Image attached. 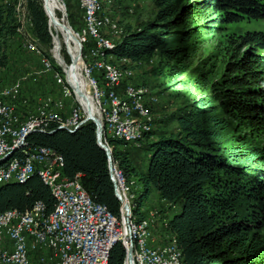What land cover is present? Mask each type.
I'll list each match as a JSON object with an SVG mask.
<instances>
[{"label":"trees","instance_id":"1","mask_svg":"<svg viewBox=\"0 0 264 264\" xmlns=\"http://www.w3.org/2000/svg\"><path fill=\"white\" fill-rule=\"evenodd\" d=\"M67 1L71 6L77 2L81 17L83 10L78 0ZM17 3L18 0H0V72H6L0 73V82L10 81L36 66L30 64L19 74L9 75L8 41L19 38ZM24 3L32 22V34L40 43L43 57H48L46 48L51 47L52 37L42 2L24 0ZM63 3L67 17L65 0ZM154 3L158 9L155 19L121 35L107 54L115 56L122 63L120 67H126L122 59L139 63L155 54L165 57L163 69L171 83H180L188 71L182 57L187 47L175 43L190 41L200 31L211 33L244 19H264V0H154ZM91 42L93 47V39ZM87 43L88 39L82 45L83 56L89 49ZM226 52L228 59L219 81L211 83L205 72H200L196 79L202 88L215 87L216 95L212 98L220 97V105H214L212 98L200 97L175 113V130L152 129L138 144L108 140L113 146L112 161L127 180L130 175L137 178L144 187L143 196L155 189L166 207L171 209L179 204V211L172 217L164 213L165 217L158 216L156 220L167 235L174 237L182 264H264V215H259L262 211L259 202H264V31L249 30L230 36ZM66 60L69 61L67 56ZM106 62L117 65L112 60ZM55 73L62 75L57 66ZM153 103L146 102L151 113ZM233 123L247 129L252 138L261 139L262 143L248 144L247 135L233 134ZM25 142L27 150L45 146L62 155V175L73 178L79 174L80 183L93 202L118 214L120 203L109 177L107 155L97 144L92 121L72 133L35 131ZM117 144L128 149L118 151ZM133 147L149 151L146 172H136L129 152ZM242 177L247 180H241ZM241 198L246 201L243 212ZM36 203H43L46 213H51L55 206L51 190L38 175L33 174L25 183H0V213L24 212ZM133 213L137 215L138 209ZM125 252L126 243H115L108 264H126Z\"/></svg>","mask_w":264,"mask_h":264},{"label":"bare ground","instance_id":"2","mask_svg":"<svg viewBox=\"0 0 264 264\" xmlns=\"http://www.w3.org/2000/svg\"><path fill=\"white\" fill-rule=\"evenodd\" d=\"M78 1L80 3L81 9L85 13V17H83L84 27L82 30H80L81 34L76 35V39L72 35L73 31L71 28L64 26V24H62L56 16V10L60 9V7L63 10V7L65 6L63 1L58 0L57 2V0H46L47 9L51 14V29L56 31V33H53V35L51 34L52 44L50 49L51 51H59V49L62 47L60 45V37L63 36L65 39V45L71 52L72 61L71 63L66 64L64 57H59V61H56V55L49 51V59L45 60L43 63L52 64L51 61L53 60V62H55L58 67L62 68L63 72H65L64 74L66 83L72 87L74 90V96L80 103V105H74L73 103V119L71 120V125H67L66 117H58V119H56V126L35 127V130H29L21 140H18L17 146L8 148V144H15L16 139H19V133H24V131L30 129V121H35V119H38V110L30 109L29 111H26V120L17 121V124L9 125V132L6 133L7 144H1V172H8V165L18 164L19 158L22 156L24 159V168H27V170L30 171L25 175H19V177H9V181L7 182L25 183L33 174H36L48 185L55 199V206L51 213H46V207L45 205L43 206L44 222H46V225H41V241H38V248L49 249L52 252L53 259L47 260L46 256L43 255L44 262H41V255H39L36 259V262L32 261L29 256L30 250H27L25 264H55V262L58 261V258H60V247L63 245V236L57 233V231H62V225H67L69 222V215L68 210L65 207V201H72V195H74V187H66L64 195L62 183H71L72 180H77V187L79 189H84L80 183L79 174L73 178H68L63 176L62 172L52 173L51 163L49 161H42L41 164V161H36L35 150H27V144L25 142L26 137L31 132L38 131L43 133H52L55 130L62 129L72 133L75 132L85 122H87L83 121V117L80 114V112H83L84 110L83 93L74 88V85L76 84L73 76L75 75V77H79L82 88H85V93L88 94L89 98H92L90 97V92L86 86V83H84L82 78H80L81 73L80 59L78 57V41L84 42V36L90 35L91 38L93 37L94 46L90 48L88 51L89 53H87L86 56H91V61L94 62V64L91 65V69L93 68L94 70L95 68L96 70V68H98V70H101L100 74L102 75V85L105 87L101 88L99 86L100 84H98L100 82H98V78H96L97 76L94 78L91 77V74L88 71L89 79H91L93 87H98V90L95 91V99L99 110H101V117H105V121H100L101 136H106L107 142L106 138H102V142L105 143L112 151L113 146L108 143L109 139L138 144L139 141L143 139V136L151 130L150 112L143 102V97L149 93L148 87L143 84L133 85L132 83H128V85H126L127 89L125 86L123 89V94L122 91L120 94L116 89L119 87L124 77H130L132 75L131 70H128L126 67L120 68V66L106 63L108 60V58L106 60L108 55L107 51L113 48L114 43L102 36V34H100V36L99 31L102 27L106 25L108 26V24L111 23L110 17L108 15L98 16V12L101 10L100 0H89V3H82V0ZM23 10H25V3L23 0H19L18 5L16 6V16L19 17L18 13ZM52 12L54 13L55 17L52 15ZM26 46L33 47V43H28ZM91 61L89 64H91ZM121 61L125 64L129 62L126 59H122ZM65 64L68 66L70 64V66L68 67ZM73 72L75 74H73ZM104 75H106L109 79H106ZM65 92L66 95H71L68 94L70 91ZM103 96H106V98L104 99ZM11 102L7 101V104H13ZM1 103L2 94L0 93V104ZM54 103L55 101H51L47 104ZM91 106L92 109L96 111L92 99ZM114 123H118L115 128ZM140 126L144 127L143 131L141 132ZM5 127L6 120H3V116L0 115V130H5ZM95 131H97V128H95ZM124 131H131V135H126ZM108 172L110 180L113 184L115 192L114 194L115 196L116 193L119 194V198L117 196L116 197L120 202V208L118 212L120 217V227H128V230L133 232H131L129 239L116 238L115 240L111 241L110 249H108V257H104V264H108L109 252L112 246L118 242H124L127 244L126 264H152V262H157L158 255L159 264H182L180 250L177 247L174 237H171V235H169L167 238L168 241L165 244L159 246H151L148 244L150 230L155 219H158L159 216L156 210H149L147 217H142L140 220H136V222L134 221V204H131L126 183L129 185H134L135 181L123 178L124 176L121 173V170L119 169L118 165L112 161V159H108ZM41 204L43 203H36L34 206H32V208L24 212H18L16 210L2 212L0 213V218H7L10 211L11 215L15 216V218H23L25 214L26 218H34V214L41 212ZM125 204L128 205V210L124 208ZM102 209H106V207L93 202L94 212H101ZM107 212L110 211L107 209ZM39 229L40 220L29 221V225L27 227L28 239L37 241L36 232ZM8 231H15V224H8ZM49 242L50 246H46V244H49ZM64 243H66V249L70 254L72 263H68V254H61V262H57V264L86 263V239H78L77 241V234L73 227H65ZM23 244H25V235H17L16 238H14V247H22ZM153 249H156L158 252L153 251ZM47 253L48 252H46V254ZM128 253H130V255L133 254L130 261L127 258ZM14 261L15 250H8L7 254L4 255L3 259H1V264H13Z\"/></svg>","mask_w":264,"mask_h":264},{"label":"rangeland","instance_id":"3","mask_svg":"<svg viewBox=\"0 0 264 264\" xmlns=\"http://www.w3.org/2000/svg\"><path fill=\"white\" fill-rule=\"evenodd\" d=\"M101 1H100V5L102 8L98 12L100 13L98 14V16L108 15L111 19V23H110L111 25L108 24V26L106 25L102 27L99 31L100 32L99 35L102 34V36L112 41L113 43L117 42L121 38V35L127 33L128 31L137 30L142 25L148 23L149 21L154 20L158 11L154 3V0H101ZM65 3L67 4V9H68V14H67L68 18L66 17V19L70 23L69 27L71 28L73 33H75L76 35L78 34L80 35L81 34L80 30H82V28L84 27L83 17H85V13L83 11L80 17V11L77 2H74L75 4L72 3L73 6H71L67 0H65ZM63 11L66 14L65 6L63 7ZM24 12H27L26 7L25 10L20 11L18 13L19 17L16 16L18 22L17 30H18L19 38L14 37L9 39L8 41L7 53L10 58L9 67L11 68V70L9 71V75L19 74L20 71L21 72L24 71L25 67L30 66V64L37 65L40 63L38 58L34 57L30 52H26L21 45L24 42L25 45H27L28 43H33V35H28V33H25V27H21V24L24 23ZM249 30L264 31V19H260V20L244 19L238 23L223 25L219 27V29L211 33H205L200 31V33L195 35L190 41L175 43L180 47L181 46L187 47V50L182 57L184 58L185 63L188 66V71L186 74H184L181 77L182 81L180 83H175V82L171 83L168 76L165 74V69H163L164 67L163 64L166 59L165 57H162L158 54H155L150 58L144 59L139 63L128 62L126 63L125 66L128 70H131L132 75L130 77H124L123 80L121 81V84L116 90L119 93L122 91L123 94V89L126 85H128V83L129 84L132 83L133 85L136 84L146 85V87H148L149 89V93L143 97L144 105L146 106V102L148 100L154 102L152 113L151 111H149L151 117V130L152 129L157 131L175 130L177 122L176 119L173 117L177 111H179L181 108L192 105L200 97L212 98L216 95L214 86L208 85L207 88H202L198 83H196V79L200 75L199 73L205 72L211 83H215L219 81L220 73L223 71L225 62L228 59V55H226L228 38L230 36L237 35L239 33H245L246 31ZM84 38H85L84 42H86L88 39V43L86 44V49L89 48L88 49L89 51L90 48H92L91 40L93 39V37L91 38V36L88 35V36H84ZM64 40H65L64 37L61 36L60 37L61 46L62 44H65ZM83 43H81V45H83ZM80 51H81L80 58L82 63L85 65H93L94 62L91 61L92 58L86 56V54L89 52H87L83 56L82 48ZM43 52H45V50ZM34 53H36L38 57H41L42 62L49 59V56L43 57L42 55L43 53H41V48L40 46H38V44H34ZM47 53L49 54L48 50ZM107 57L108 60H112L113 63L117 64L116 66H118L119 64L121 66L122 63L115 56L108 55ZM64 59L66 60V57H64ZM90 61L91 64H89ZM51 63L55 64L53 60L51 61ZM110 65H114V64H110ZM55 66L58 67V65L56 64ZM59 68L62 71V75H60L59 73H55L54 78H56V81L61 83L62 86L64 87V95L72 99L74 105L75 104L80 105V103L77 101L76 97L74 96V90L65 81V74H64L65 72H63L61 67ZM120 68H124V67H120ZM90 69L91 67L88 68L91 77L94 78L97 76L96 78H98V82H100L98 83L100 84L99 86L101 88H105L104 85H102L103 84L102 77H98L99 74L101 73L100 72L101 70H98V68H96V70L95 68L94 70L93 68L91 70ZM0 73L5 74L6 72L4 70L1 71ZM25 91L27 92V94L30 95L38 94L39 91L42 92L46 91L47 92L46 102L49 103L51 101L53 102L55 101V98L57 97L58 89L55 83L53 82V80L51 79V77L41 75L39 78L35 79L30 84L26 83ZM65 91L68 92L70 91L68 94L71 95H66ZM103 98L105 99L106 96H103ZM7 101L13 104L14 102L17 103V96H9L7 97ZM213 101L215 103L214 105L218 106L220 105L221 99L220 97H218ZM80 114L83 117L82 111L80 112ZM221 114L225 115V117L228 116L227 114L224 113ZM232 125H233L232 127L234 128L233 129L234 132L232 133L235 135L237 134L247 135L248 144L260 145L262 143L261 139L252 138V134H250L248 130L245 129L244 127L239 128L236 123H233ZM154 138L155 136L153 137V139ZM126 148L127 147L124 146L123 144L116 145V149L118 151H123ZM129 152L134 161L133 166L136 172L137 173L146 172L149 151L143 148L133 147L129 149ZM240 179L244 181L247 180V177L244 178L242 177ZM128 180L135 181L134 185H129L128 183H126V188L130 196L131 204H136L133 210L138 209V214L134 216L135 222L136 220H140L142 217H147L149 210H156V211L160 210V212L157 211L159 214V219L160 216L172 217L175 213L179 211V204H176V206L171 209L166 207L164 201L161 199L159 193L155 189H152L148 195L143 196L144 187L142 186V184H140L137 181V178H135L134 176L130 175L128 177ZM240 204H241L240 211L243 212L246 205L245 198H241ZM259 205L262 208V211L259 213V215L262 214L261 216L263 217L264 202L260 201ZM164 213H166L165 216H163ZM165 222L166 221L164 220L162 224L165 225L164 224ZM150 231H151V237H155L156 235V238H159L161 236V240H165L166 242L168 241V239H166L165 236H167L168 238L169 235L166 234V231L163 229V226H160V223H158L156 219ZM151 237L148 241L149 245H151V241H150ZM154 246H159V245H154ZM126 262L127 260H126V252H125L124 263Z\"/></svg>","mask_w":264,"mask_h":264},{"label":"built area","instance_id":"4","mask_svg":"<svg viewBox=\"0 0 264 264\" xmlns=\"http://www.w3.org/2000/svg\"><path fill=\"white\" fill-rule=\"evenodd\" d=\"M41 2L44 10L46 0H41ZM82 3H89V0H82ZM52 15L55 17L53 12ZM46 16L48 19L49 34L53 35L56 31L51 29L50 15L46 14ZM56 16L62 24L69 27L70 23L66 19V14L61 7L56 10ZM21 27H25V33L33 35L32 22L28 16V12H24V23L21 24ZM72 35L76 38L75 33H72ZM81 43L83 42L78 41V57L80 59L81 73L80 78H82L84 83H86L90 92V97H92L89 98L88 94L85 93V88H82L79 77H75V75H73L76 84L74 85V88L83 93V121H90L87 119L89 112L97 117L99 121H105V117H101V110H99L95 99V91L98 90V87H93L91 79H89L88 68L91 67V65L83 64L80 58ZM34 44L40 43L33 36V47H26L25 42L21 45L25 51L30 52L34 57L38 58V55L34 53ZM46 49L51 51L50 46ZM51 52L56 55V61H59V57L66 56L69 59V61L66 60V64L71 63L72 61L71 52L67 49L65 44H62L59 51ZM38 59L40 63L36 66H32L27 71L19 74L10 81L0 82V93L2 94L0 115L3 116V120H6L5 130H0V152L1 144H7L6 133L9 132V125L17 124V121L26 120V111L29 109L38 110V119L30 121V129L24 131V133H19V139H16L15 144H8V148L17 146L18 140H21L29 130H35V127L56 126V119H58V117H66L67 125H71V120L73 119V100L64 95V87L61 83L56 81V78H54L55 64L43 63L40 58ZM73 74L75 73L73 72ZM41 75L51 77L57 86L58 92L54 104L46 103V91H39L38 94L34 95L27 94L25 91L26 83L30 84ZM104 77L109 79L106 75H104ZM7 96H17V103L7 104ZM91 99L95 105L96 111L92 109ZM116 125H118V123H114V128ZM95 128H97L96 125ZM143 128L144 127L140 126V132L143 131ZM124 132L126 135H131V131ZM101 138H106V136H101ZM32 147H34L35 150L36 161H41V164L42 161H49L51 163L52 173L62 172L64 165L62 155L49 147ZM28 172L30 171H28L27 168H24V159L22 156L19 158L18 164L8 165V172H1L0 168V183H6L9 181V177H19V175H25ZM62 187L64 195L66 187H74V195H72V201H65V207L68 210L69 215V222L67 225H62V231H57V233L63 236V245L60 247V258H58L57 262H61V254H68V263H72L70 254L66 249V243H64V236L65 227H73L77 234V241L78 239H86L87 261L85 264H104V257H108V249H110L111 241L116 238L129 239L131 232L133 231H129L128 227H120L119 214L107 212V208L102 209L101 212H94L93 200L85 189H79L77 187V180H72L71 183H62ZM43 206L44 204H41V212L34 214V218H26V214L23 218H15V216L11 215V211L7 218H0V264L1 259H3L4 255L7 254L8 250H15V261L13 264H25L27 250L37 251L38 254H41V262H44L42 252L43 249L38 248V241H41V225H46V222H44ZM32 220H40V229L36 232L37 241H30L27 237V227L29 225V221ZM8 224H15V231H8ZM17 235H25V244H23L22 247H14V238H16ZM50 242L49 244H46V246H50ZM153 251L158 252L156 249H153ZM131 256H133V254H131ZM57 262H55V264H57ZM152 264H159V255L157 262H152Z\"/></svg>","mask_w":264,"mask_h":264},{"label":"water","instance_id":"5","mask_svg":"<svg viewBox=\"0 0 264 264\" xmlns=\"http://www.w3.org/2000/svg\"><path fill=\"white\" fill-rule=\"evenodd\" d=\"M44 11H45V13L47 15H50V20H51V14H50V12L47 9L46 4L44 6ZM87 119H89L90 121H92L93 123H95V125L97 126V131H96L97 132V144L102 149H104V151H105L108 159H111V150L109 149V147L105 143L102 142V138H101V123H100L99 119L97 117H95L91 112H89V115H88ZM59 130H62V129H59ZM10 183H18V182H10ZM116 196L119 198V194L118 193H116ZM124 208L126 210H128V205L125 204L124 205ZM127 258H128L129 261L131 260L130 253L127 254Z\"/></svg>","mask_w":264,"mask_h":264},{"label":"crops","instance_id":"6","mask_svg":"<svg viewBox=\"0 0 264 264\" xmlns=\"http://www.w3.org/2000/svg\"><path fill=\"white\" fill-rule=\"evenodd\" d=\"M127 83V82H126ZM121 94V93H120ZM165 224V223H164ZM154 231V230H153ZM150 237H151V231H150V234H149V237H148V241H149V239H150ZM30 241H34L33 239H29ZM151 246H154V245H162L164 242H165V240H161V236L159 237V238H156V235H155V237H151ZM43 255H45L46 256V259L47 260H51V259H53V257H52V253H51V251L49 250V249H43ZM46 252H48L47 254H46ZM45 253V254H44ZM51 253V254H50ZM39 255H41V254H38V252L37 251H33V250H30V252H29V256H30V258H31V260L32 261H37L36 259L38 258V256ZM48 255H50V256H48Z\"/></svg>","mask_w":264,"mask_h":264}]
</instances>
